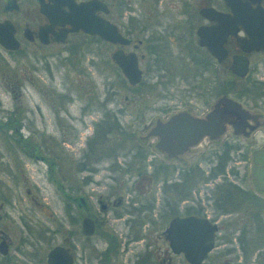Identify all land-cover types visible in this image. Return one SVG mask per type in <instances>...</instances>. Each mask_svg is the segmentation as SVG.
<instances>
[{
	"label": "flooded vegetation",
	"instance_id": "1",
	"mask_svg": "<svg viewBox=\"0 0 264 264\" xmlns=\"http://www.w3.org/2000/svg\"><path fill=\"white\" fill-rule=\"evenodd\" d=\"M7 1L1 6L6 16L0 21H10L19 46L16 50L0 48L13 55L26 46L54 47L52 52H22L27 62L25 71L29 73L30 66L49 72V58L56 57L68 71H79L74 77L82 94L76 97L70 85L62 81L60 100L49 103L55 119L49 131L45 122L40 127L35 123L27 108L23 116L7 112L5 120L0 121V136L14 140L16 145L11 149L13 159L8 157V179L0 178V264H172L173 255H182L172 254L162 231L174 216L206 217L202 207L190 206L189 201L200 203L190 193L207 182L215 185L204 187L210 192L205 200H215L219 208L213 218L206 217L211 222L232 214H238L235 219L244 214L255 223L263 219L264 192L256 188L251 169L253 153L264 149V81L252 76L254 62L264 59V52L243 49L246 35L242 29L228 32L221 44L216 40H210L207 46L199 43L197 29L201 27V34L208 38V28L215 24L200 10L211 7L226 12L221 0H197L194 9V0H96L102 9L95 15L112 24L129 41L127 44L111 43L82 31H66L70 26L60 22L71 0H13L17 9L5 8ZM260 5L264 7V0ZM156 27L164 29V36L157 37ZM77 35L88 44L85 49L91 57L87 64L100 76L98 84L79 66L84 57L75 56ZM209 49L220 54L215 56ZM118 50L124 55L134 54L140 70L137 83H128L112 59ZM237 56L247 63L242 77L232 71ZM6 69L17 76L14 68ZM108 69L117 77V87L131 93L129 101L124 96L119 104ZM220 72L234 82L241 81L242 87L233 95L220 94ZM178 73L184 82L182 87L173 90L169 87L175 86L172 83L167 86L165 80H157L160 90L155 96L152 93L156 87L143 79L145 75L171 77ZM25 75L27 79L29 75ZM220 96L258 115L245 117L235 126L224 124L221 134L220 125L216 129L210 124L206 129L211 136L200 133L203 125L187 121L203 119ZM168 97L176 102L162 100ZM74 102L78 104L77 115L70 109ZM173 115H177L175 120L166 123ZM237 157L241 160L238 163L243 162L242 175L237 169L227 168ZM247 161L253 188L244 184ZM41 165L47 188L28 173L33 167L35 172L41 171ZM103 170L109 174L94 179L93 175ZM230 172L239 183L228 179ZM93 185L101 191L94 194ZM157 193L162 194L167 209L164 216H168L158 233L155 228L143 227V222L151 223L150 216L158 209ZM53 199L60 206L56 213L49 207ZM218 202L225 207L236 206L220 210ZM241 205H245L244 212ZM142 211L145 213L140 216ZM254 232L255 228L249 226L251 242ZM132 244L137 250L128 255Z\"/></svg>",
	"mask_w": 264,
	"mask_h": 264
},
{
	"label": "rangeland",
	"instance_id": "2",
	"mask_svg": "<svg viewBox=\"0 0 264 264\" xmlns=\"http://www.w3.org/2000/svg\"><path fill=\"white\" fill-rule=\"evenodd\" d=\"M4 1L5 0H0V19H2L4 16H6L2 13V10H1V6L4 3ZM196 1L197 0H194V4H193L192 9H194V7H196V5H195ZM176 18L180 19V18H178V16ZM190 28H189V30H190ZM155 30L157 31V33H156L157 37L164 36V34H165L164 29L156 27ZM177 32L180 33L178 30H177ZM77 36L78 37L76 38V45L78 46V48L75 50L76 59H77V57H84V60L82 59V62L79 66H80V68L81 67L85 68V71L88 72V74L90 72L89 75H90L91 81L93 83L98 84V83H100V76L97 75V72L96 71L94 72V70H92L91 67L87 64L88 60L91 57L90 53H87L86 49H85L88 47V44H87L86 40L81 35H77ZM54 49H55L54 47L40 48V47H35V46H26V47H24V50L22 52H24V51L52 52ZM22 52L15 53L13 55H8L6 52H4L0 48V121L3 122L5 120V116H6L7 112H13L15 115L23 116L25 109L27 108L29 111H31L28 113V115L34 119L35 123L39 127L42 126V122H45L47 131L52 130V127L54 126L53 120H55V119H53L49 103L50 102L52 103V101L58 102L60 100L59 93L62 94L61 88L64 89V87H62V81L63 80L66 82V84L68 83L70 85V88H71L70 90L73 92V94L76 97L79 96L80 94H82V92H80L78 89V81L75 80V77H74V75L79 74V71H77V70H75V72L70 71V70L68 71L65 66L58 63L56 57H52V58H49V62H48L49 63L48 64L49 65V72L46 69L33 70L32 67L29 66L30 72L27 73L25 71V69L27 68L26 67L27 62L24 59L25 56L22 54ZM176 52L177 51L175 50V47H174L173 54H176ZM63 55H65V54H63ZM29 59L31 60V63L33 64L34 59L32 57ZM167 59H166V61H167ZM254 61H252V62H254ZM254 63L256 64V70H255V72L254 71L252 72V76L257 77V78L264 81V59L262 58V59L258 60L257 62H254ZM7 67L9 69L14 68L15 72L17 73V74L15 73V74L17 76H12V74H11L12 70L8 71L6 69ZM176 70H177V72H180L178 68ZM108 71L110 73V76H109L110 81H112V83L116 84L117 83V77L113 73H111L110 69H108ZM25 74L29 75L27 79H26ZM50 75H52V78L50 77ZM161 75L162 74H160L157 77H153L152 75H145L143 78L144 82L148 83V81L150 80L151 84H153L156 87L155 91L152 93V96H155L158 93L157 91L160 90V86L157 84L158 81L162 82L165 80L167 86H169V84L172 83L175 86H169V87L173 90L175 88H181L182 85L184 84V82L181 79V73H178V74L173 75L171 77H168L166 75H164V76H161ZM22 76H23V79H22ZM174 78H175V80L173 82H168V79H174ZM15 83H16V85H15ZM117 84L114 88L116 89V95H117V98L119 99L118 100L119 104L123 103L124 96H128L127 100L129 101V99H130L129 97L131 96V93L124 88L117 87ZM241 87H242L241 81L238 80V81L234 82L230 77H228L227 75L220 72L219 90H218V92L220 94L228 93L230 95H233V93L237 92ZM98 88L100 90V86ZM141 88H144V87H141ZM163 93L164 92H162V94ZM172 93H173V95L176 94L173 91H172ZM156 99L161 100L160 97H157ZM212 99H210V100H212ZM162 100H172L173 102H176V99L174 97H173V99L170 97L162 98ZM36 106H38V108ZM77 107H78L77 102H74V105H72V107L70 108L71 111L76 115H77ZM37 109L40 110V113L37 112ZM125 119H127V117ZM82 132L84 133L83 134V137H84L86 132L84 130ZM259 135H260V133L256 134V137L258 138ZM240 141L242 143H245V141L243 139H241ZM15 147H16V145H15L14 140H10V139L5 140L2 138V136H0V159H2L1 161H3V162L0 161V178H2L4 180L8 179V177L6 175L7 164H10V162L8 161V157L9 158L11 157V159H13L12 156L14 155L13 154L14 150L12 151L11 149L15 148ZM238 161H241V160L237 157L234 161L229 162L227 164V168H228V170L232 169V171H233V169H237L239 171V174L242 175L243 168L241 167V165H243V162H241V164H240V163H238ZM105 163L107 164L108 162H105ZM249 165H250V162L247 161L246 166L248 168L245 169V171H247V174H246V178L244 180V182H246L247 184L246 183H244V184H245V186L249 185L250 188H253L250 177L248 175ZM35 166L37 167L39 165H37V163H36ZM235 167H238V168H235ZM33 169H36V168L35 167H33L32 169L29 168L28 173L33 178L40 179L42 184H44V186H46V188H47L48 184L45 180L46 177H45L44 167L42 165L40 166V169L42 172L41 171L35 172ZM105 174H109V172H107L105 170L99 171V172L95 173V175H93V177H94V179H101V176H103ZM228 179L233 180L236 183L240 182L239 179H237L236 177L234 178L231 175V172H230V176ZM204 183H206V182H204ZM212 183L213 182H211V183L207 182L205 184L206 186H204V187H206V188L212 187L213 188V185H215V184L212 185ZM216 183H217V181H216ZM218 183H220V182H218ZM204 187L199 188L198 191H195L194 194L192 192L190 193V196L195 197L200 203L194 202V200H192V202H193L192 203L190 200L189 205L190 206L192 205L193 207H197L199 205L200 207H202V212L205 213V216L208 217L209 219H211L214 217V213L217 212V210L219 208L216 205L215 200H209V201L205 200V196L210 194V192H208V190L204 189ZM48 188L51 191V188L49 186H48ZM93 188H94V190H93L94 194L97 193L98 191H101L100 188L94 187V185H93ZM135 191H137V190L134 189V192ZM154 191H156L155 188H154ZM161 195L162 194H160V193H157V195H156V197H157V199H156L157 204L156 205L158 206V209H157V211L154 210V212L150 216L152 218L151 223H147V221L143 222L144 223L143 227L155 228V231L157 233L161 230V228L164 227L165 223L168 220V216H164V211H166L167 209L165 210L164 201L161 200V198H160ZM94 198H95V196H93V201H95ZM53 200L49 202V207L53 213H56L60 206H59L58 202H56L55 199H53ZM218 204H219L220 210H221V208H223V209L226 208V209L230 210L232 205L234 207L236 206V204H234V203L232 205H227L226 207L223 204H221L220 202H218ZM179 211H181L180 208H179ZM144 213L145 212L142 211L140 213V216H142ZM161 213H163V214H161ZM262 215L264 216V211H263ZM40 216L42 218H44L43 215H40ZM236 216H238V214L237 215L232 214L230 217L220 216V217H216L213 219V221L216 222L217 225H219L220 229L216 233V237H215V241H214V248L208 254V258H206V260L202 264H236L237 261H242V258L240 256V252H239V250L236 246V243H235L236 242L235 236L237 234V230H235L234 228L236 226H233L231 224V222H233V220L235 219ZM138 219H140V217ZM242 219H244V218H242ZM242 219H240V220H242ZM247 220H248V228H249V226L250 227L252 226L255 228L256 225H258L255 223L254 220L253 221L251 219H247ZM262 220L264 221V217ZM225 223H226V225L224 227L223 225ZM259 224L264 225V223H259ZM137 226L134 225V229H137ZM247 235H248L247 237L251 240V237H252L251 234L249 235V232H248ZM231 237H232L231 242H233V243L232 244L227 243V239H229ZM253 238H254V235H253ZM262 238L264 241V235ZM140 245H142V244L137 245V247H140V251H141ZM135 247L136 246L132 244V246L128 247V250L126 253H128V255H131L132 251L135 252L137 250V249H135ZM233 247L235 249L234 252L231 251L228 254H224L223 251L226 252L228 249H231ZM248 250H250V251L252 250V254L249 257L250 259H248V261H247L248 264H264V261L262 263L256 262L257 257H256V253H255L254 249L252 248V245L248 246ZM221 252L223 253L222 255H220ZM236 254L239 255L237 261L234 260V256ZM171 263L172 264H186V262L184 261V259L180 255H173Z\"/></svg>",
	"mask_w": 264,
	"mask_h": 264
},
{
	"label": "water",
	"instance_id": "3",
	"mask_svg": "<svg viewBox=\"0 0 264 264\" xmlns=\"http://www.w3.org/2000/svg\"><path fill=\"white\" fill-rule=\"evenodd\" d=\"M226 7V12H219L211 7L200 10V13L209 20L215 22L208 28L210 36L205 38L200 28L197 29L199 43L205 46L210 40H216L222 43L228 32L242 29L245 38L242 40V47L245 51L261 50L264 52V7L260 5L261 0H221ZM67 7L69 9L61 24H68L70 29L66 31L77 32L82 31L89 35H96L103 40L111 43L127 44L129 41L122 37L116 28L95 15V11L102 9V5L96 1H82L76 3L71 0ZM7 9H17L13 4V0H8ZM19 44L14 37V29L10 21H0V47L5 50H16ZM209 51L217 56L220 52L209 49ZM222 51V50H221ZM223 53V52H221ZM112 59L120 68L124 77L130 84H135L140 79V70L136 65L134 54L124 55L118 50L112 54ZM218 59H220L218 57ZM236 65L232 70L236 76L242 77L246 72V59L242 56L234 58ZM178 115V114H177ZM177 115H173L166 123L175 120ZM257 113L248 112L240 107V105L227 96H220L215 107L203 119H194L187 121L194 125L204 126L202 132L210 134L207 131L208 124L219 127L218 132H223V126L226 123H240L245 117H255ZM241 120V121H239ZM213 122H216L213 125ZM185 123V122H184ZM165 125V124H164ZM253 166L251 169L252 179L258 190L264 192V149L253 153ZM218 231L216 223L211 222L204 216L183 215L171 218L162 231L163 238L167 241L168 247L172 254H181L188 264H201L204 262L208 254L214 248L215 235ZM51 264V263H48Z\"/></svg>",
	"mask_w": 264,
	"mask_h": 264
},
{
	"label": "trees",
	"instance_id": "4",
	"mask_svg": "<svg viewBox=\"0 0 264 264\" xmlns=\"http://www.w3.org/2000/svg\"><path fill=\"white\" fill-rule=\"evenodd\" d=\"M237 195H240V191L237 190ZM240 206V205H239ZM243 206V208L241 209V212H244L245 209V205H241ZM244 218L242 220L240 219H234L233 222H231V224L233 226H236L234 229L237 230V234L235 236V243L236 246L240 252V256L242 258V261H237L239 255L236 254L234 256V260L237 261L236 264H248L247 261L248 259H250V255L252 254V250H248V246L252 245V248L254 249L255 253H256V262L257 263H262L264 261V241H263V235H264V225L263 224H259V223H264L263 220H256V227H255V232H254V238H253V242H251V240L247 237L248 232H249V228H248V220L245 218L244 214H241ZM223 225V224H222ZM226 223L223 225L225 227ZM231 238L227 239V243L232 244L233 242H231ZM252 239V237H251ZM231 251H235L234 247L231 249H228L226 252H224V254H228ZM223 253L221 252L220 255H222ZM208 258V257H207Z\"/></svg>",
	"mask_w": 264,
	"mask_h": 264
}]
</instances>
